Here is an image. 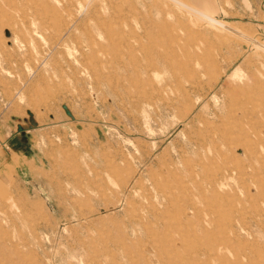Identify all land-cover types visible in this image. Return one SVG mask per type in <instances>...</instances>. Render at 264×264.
I'll list each match as a JSON object with an SVG mask.
<instances>
[{
  "label": "rangeland",
  "instance_id": "obj_1",
  "mask_svg": "<svg viewBox=\"0 0 264 264\" xmlns=\"http://www.w3.org/2000/svg\"><path fill=\"white\" fill-rule=\"evenodd\" d=\"M0 264H264V0H0Z\"/></svg>",
  "mask_w": 264,
  "mask_h": 264
},
{
  "label": "water",
  "instance_id": "obj_2",
  "mask_svg": "<svg viewBox=\"0 0 264 264\" xmlns=\"http://www.w3.org/2000/svg\"><path fill=\"white\" fill-rule=\"evenodd\" d=\"M64 108H65L66 113H67L68 115H71V113L69 112V110H67L66 107H64Z\"/></svg>",
  "mask_w": 264,
  "mask_h": 264
}]
</instances>
